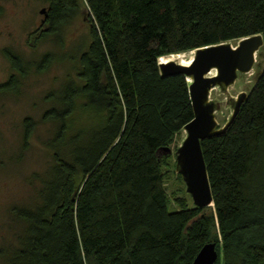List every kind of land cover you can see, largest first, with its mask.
I'll return each mask as SVG.
<instances>
[{
	"label": "trees",
	"instance_id": "1",
	"mask_svg": "<svg viewBox=\"0 0 264 264\" xmlns=\"http://www.w3.org/2000/svg\"><path fill=\"white\" fill-rule=\"evenodd\" d=\"M40 1L37 39L59 52L25 60L5 47L0 99L67 68L40 116L21 120L20 156L45 126L48 159L29 179L33 196L7 210L1 263L192 264L214 243L215 264H264V69L225 133L200 142L212 207L177 198L170 210L166 148L193 110L185 77H161L157 64L258 34L264 51V0ZM81 10L87 33L65 49L62 32Z\"/></svg>",
	"mask_w": 264,
	"mask_h": 264
},
{
	"label": "rangeland",
	"instance_id": "2",
	"mask_svg": "<svg viewBox=\"0 0 264 264\" xmlns=\"http://www.w3.org/2000/svg\"><path fill=\"white\" fill-rule=\"evenodd\" d=\"M46 5L40 0H0V82L7 79L10 68L2 55L5 47L13 48L25 60L39 57L46 51L59 52L51 38L37 39L46 25L43 23ZM86 12L81 10L78 16L63 30L65 49L80 42L87 33ZM231 41L233 45L237 43ZM190 53V52H185ZM181 54V53H179ZM184 55V54H182ZM192 54L189 55L188 63ZM163 57V56H162ZM160 57L159 60L162 58ZM67 64L54 65L48 72L31 76L25 88V93L19 99L6 97L0 99V244L3 237H10L6 230L8 224L7 210L9 206L27 202L33 196V184L29 179L34 172H41L47 164V153L41 139L47 134V127L41 126L31 142V147L21 156V120L26 115L38 118L46 105L41 97L50 88L55 87L62 80ZM264 69V51H260L257 62L248 73H238L237 79L227 92L213 87L209 92V99L216 103L214 112L218 127L229 119L234 100L240 92L247 95L253 89L257 76ZM191 80L188 79V83ZM186 133L182 130L174 138L170 150L169 166L172 173L166 175L164 188L169 200V209L176 210L175 199H183L188 207H193L190 195L186 192L184 183L175 171V151L181 144ZM182 182V183H181ZM212 207V206H211ZM0 264L1 261H0Z\"/></svg>",
	"mask_w": 264,
	"mask_h": 264
},
{
	"label": "water",
	"instance_id": "3",
	"mask_svg": "<svg viewBox=\"0 0 264 264\" xmlns=\"http://www.w3.org/2000/svg\"><path fill=\"white\" fill-rule=\"evenodd\" d=\"M262 47L263 38L258 34L241 38L235 45L229 41L189 51L192 56L188 65L157 60L161 77L182 75L186 81L191 80L188 91L193 118L184 126L186 135L174 154L175 171L181 176L195 207L206 208L213 205L200 142L225 133L248 97L246 93L240 92L231 100V115L223 126L218 127L214 118L217 105L209 99L210 89L218 87L222 92H227L228 87L236 81L238 73L252 70L254 55ZM212 71L214 75L210 76ZM166 151L171 153L168 148ZM217 258L215 244L210 243L201 248L192 264H215Z\"/></svg>",
	"mask_w": 264,
	"mask_h": 264
},
{
	"label": "bare ground",
	"instance_id": "4",
	"mask_svg": "<svg viewBox=\"0 0 264 264\" xmlns=\"http://www.w3.org/2000/svg\"><path fill=\"white\" fill-rule=\"evenodd\" d=\"M262 50V48H259L257 51H256V53H255V55H254V63H256L257 62V59H258V55L260 54V51ZM172 55H174V54H172ZM189 60V58H188V56L187 55H184L183 57H181V59H180V64H182V65H188V61ZM210 76H212V75H214V71H212L210 74H209Z\"/></svg>",
	"mask_w": 264,
	"mask_h": 264
},
{
	"label": "flooded vegetation",
	"instance_id": "5",
	"mask_svg": "<svg viewBox=\"0 0 264 264\" xmlns=\"http://www.w3.org/2000/svg\"><path fill=\"white\" fill-rule=\"evenodd\" d=\"M231 103V102H230Z\"/></svg>",
	"mask_w": 264,
	"mask_h": 264
}]
</instances>
